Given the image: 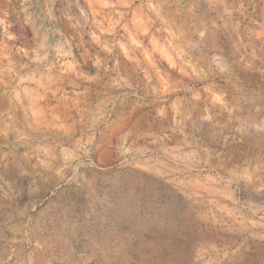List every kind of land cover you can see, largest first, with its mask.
Segmentation results:
<instances>
[{"label": "rangeland", "instance_id": "obj_1", "mask_svg": "<svg viewBox=\"0 0 264 264\" xmlns=\"http://www.w3.org/2000/svg\"><path fill=\"white\" fill-rule=\"evenodd\" d=\"M122 261L264 264V0H0V264Z\"/></svg>", "mask_w": 264, "mask_h": 264}, {"label": "bare ground", "instance_id": "obj_2", "mask_svg": "<svg viewBox=\"0 0 264 264\" xmlns=\"http://www.w3.org/2000/svg\"><path fill=\"white\" fill-rule=\"evenodd\" d=\"M145 176V175H144ZM155 177V176H154ZM158 178V177H157ZM151 180V179H150ZM184 180V179H183ZM147 181H149V179L147 180ZM139 184H141V183H139ZM156 184V183H155ZM150 185V184H149ZM177 191V190H176ZM120 192V191H119ZM191 192V191H190ZM176 193V192H175ZM135 194V193H134ZM133 194V195H134ZM136 195V194H135ZM134 195V196H135ZM138 195V194H137ZM131 196V195H130ZM129 196V197H130ZM125 197V196H124ZM127 197V196H126ZM136 197V196H135ZM128 198V197H127ZM130 199H133L132 197L130 198ZM184 200H186V199H184ZM187 201V200H186ZM188 202V204H189V200L187 201ZM193 202V201H192ZM184 203V202H183ZM187 204V203H186ZM200 204V203H199ZM190 205V204H189ZM191 205H193V204H191ZM190 205V206H191ZM199 206V205H198ZM189 207V206H188ZM190 208V207H189ZM134 210V209H133ZM107 211V210H106ZM155 212V211H154ZM138 216V215H137ZM103 219V218H102ZM134 220V219H133ZM136 221V220H135ZM119 222V221H118ZM170 228V227H169ZM149 232V231H148ZM235 233V232H234ZM148 249V248H147ZM231 250V249H230ZM159 254V253H158ZM161 255H162V253H160ZM115 255V254H114ZM178 255V254H177ZM120 256V255H119ZM163 256L165 257V255L163 254ZM173 256V255H172ZM176 256V255H175ZM174 256V257H175ZM128 257V256H127ZM161 257V256H160ZM117 258V257H116ZM157 258V257H156ZM168 258V257H167ZM110 259V258H109ZM115 259V258H114ZM154 259V258H153ZM171 258H169L168 260H170ZM175 259V258H174ZM117 260V259H116ZM165 260V259H164ZM111 261V260H110ZM118 261V260H117ZM125 261V260H124ZM159 261H160V259H159ZM162 261V260H161ZM165 262V261H164ZM169 262V261H168ZM171 262V261H170ZM160 263V262H159ZM162 263V262H161ZM122 264H123V261H122ZM125 264V263H124Z\"/></svg>", "mask_w": 264, "mask_h": 264}]
</instances>
